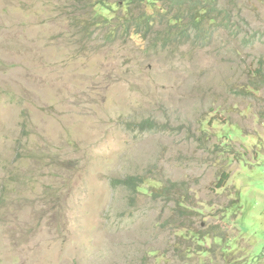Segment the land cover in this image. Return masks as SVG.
Masks as SVG:
<instances>
[{
	"label": "rangeland",
	"instance_id": "374dc122",
	"mask_svg": "<svg viewBox=\"0 0 264 264\" xmlns=\"http://www.w3.org/2000/svg\"><path fill=\"white\" fill-rule=\"evenodd\" d=\"M96 2L0 0V264H178L153 198L169 180L198 220L234 200L232 264H264V0H222L206 46L165 50ZM129 176L137 195L112 185Z\"/></svg>",
	"mask_w": 264,
	"mask_h": 264
},
{
	"label": "trees",
	"instance_id": "16d2710c",
	"mask_svg": "<svg viewBox=\"0 0 264 264\" xmlns=\"http://www.w3.org/2000/svg\"><path fill=\"white\" fill-rule=\"evenodd\" d=\"M221 1L117 0L109 3V0H97L96 3L105 8L116 3L129 6L132 12L118 26L117 33L123 31L125 35L139 36L143 41L149 42L151 49L165 50L171 47L180 49L184 44L206 46L214 34L210 22L217 23L222 19L225 23L230 14L231 9L223 7ZM225 27L228 29V24ZM256 74L260 77L255 81L259 80L264 85V72L257 70ZM257 84V81L254 82L255 86ZM136 128L141 132L166 131V128L153 120L143 121ZM130 130H134V126ZM230 177L227 172L221 173L213 192L224 189ZM145 182L144 176H129L113 180L112 185L137 195ZM157 193L153 196L155 201L159 198L165 200L169 210L163 224L171 231V239L167 244L178 264H232L241 258V254L234 253L228 246L232 233L236 231L232 219L236 209L234 200L222 201L220 194L212 193L217 195L218 203L215 206L222 207L223 214L211 215L213 217L210 220H198L200 214L196 211L197 201L187 181L169 180ZM167 212L166 210L165 214ZM203 255L208 258L202 259Z\"/></svg>",
	"mask_w": 264,
	"mask_h": 264
}]
</instances>
